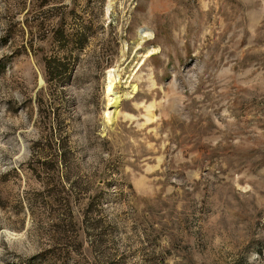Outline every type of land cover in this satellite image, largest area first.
Here are the masks:
<instances>
[{
    "label": "rangeland",
    "instance_id": "obj_1",
    "mask_svg": "<svg viewBox=\"0 0 264 264\" xmlns=\"http://www.w3.org/2000/svg\"><path fill=\"white\" fill-rule=\"evenodd\" d=\"M0 264H264V0H0Z\"/></svg>",
    "mask_w": 264,
    "mask_h": 264
},
{
    "label": "bare ground",
    "instance_id": "obj_2",
    "mask_svg": "<svg viewBox=\"0 0 264 264\" xmlns=\"http://www.w3.org/2000/svg\"><path fill=\"white\" fill-rule=\"evenodd\" d=\"M116 79H120L119 75H116L115 80ZM116 83H118V81H116ZM114 86H115V84L109 83L107 85V92L110 94L112 93V99L111 100H113V105L115 107H117V102H119L120 95L118 94V91L116 89H114Z\"/></svg>",
    "mask_w": 264,
    "mask_h": 264
},
{
    "label": "trees",
    "instance_id": "obj_3",
    "mask_svg": "<svg viewBox=\"0 0 264 264\" xmlns=\"http://www.w3.org/2000/svg\"><path fill=\"white\" fill-rule=\"evenodd\" d=\"M56 65V64H55ZM57 65H60V64H57Z\"/></svg>",
    "mask_w": 264,
    "mask_h": 264
}]
</instances>
